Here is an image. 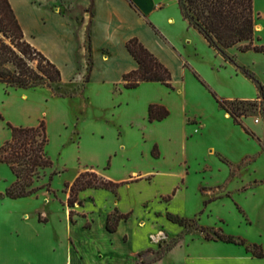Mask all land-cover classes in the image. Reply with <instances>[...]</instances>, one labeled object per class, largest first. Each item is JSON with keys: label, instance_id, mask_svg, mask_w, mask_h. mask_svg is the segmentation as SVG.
<instances>
[{"label": "crops", "instance_id": "crops-1", "mask_svg": "<svg viewBox=\"0 0 264 264\" xmlns=\"http://www.w3.org/2000/svg\"><path fill=\"white\" fill-rule=\"evenodd\" d=\"M9 3L24 39L60 69L67 94L58 95L50 87L0 84V114L18 127L45 121L47 153L64 184L93 169L122 185L117 193L83 190L82 205H63L61 237L3 235L4 264H137L138 253L158 249L162 241L180 234V244L154 264H166L179 248L189 263L264 264V257H254L245 246L206 240L201 231L235 236L223 227L225 216L218 213L234 204L248 224L252 211L264 221V175L258 169L264 136L247 119L236 123L214 98L212 91L229 101H259L245 95L250 83L236 66L183 18L178 0ZM133 38L171 71L173 89L156 82L125 88L124 76L139 67L127 49ZM226 52L234 58L254 51L233 47ZM223 70L232 84L240 83V94L219 92L212 79ZM15 101L18 117L7 111ZM151 105L164 106L170 115L150 121ZM257 119L259 126L262 121ZM11 135L3 129L0 145ZM64 194L67 202L69 193ZM115 211L129 218L110 232L108 217ZM170 215L196 222L201 232H187ZM247 239L264 248V229L259 240Z\"/></svg>", "mask_w": 264, "mask_h": 264}, {"label": "trees", "instance_id": "trees-1", "mask_svg": "<svg viewBox=\"0 0 264 264\" xmlns=\"http://www.w3.org/2000/svg\"><path fill=\"white\" fill-rule=\"evenodd\" d=\"M178 3L183 18L227 61L237 66L234 59L226 52L233 47H237L241 52L264 53V45L257 44L260 39L256 37L254 0H178ZM0 33L4 36L0 38V84L13 89H31L49 87L51 83L62 81L60 69L24 39L22 28L9 0H0ZM89 43L88 30V50H90ZM127 49L138 62L139 67L124 76L125 88L135 89L144 82H156L173 89L171 71L138 38L131 39L127 43ZM237 68L256 84L260 93L259 99L264 101V86L255 75L246 68L238 66ZM212 94L220 107L228 112L236 123L242 125L241 117L245 116V112L241 105L249 103L226 100L214 91ZM169 115V110L164 106L151 105L149 108V119L152 122L164 120ZM8 126L12 135L0 148V163L9 166L16 181L4 194H0V200L5 197L10 199L32 197L44 188L51 192L49 185L35 186L41 174L54 166L47 153L49 137L45 121L36 127H18L10 123ZM245 130L253 135L247 128ZM121 185L93 169L81 172L73 183L65 184L64 192L69 193L67 205L69 207H74L77 203L82 205L79 193L83 190L102 188L117 193ZM74 215L75 212L71 211L72 219ZM128 218V214L115 211L108 217L107 229L115 232L120 221ZM169 219L183 227L189 222L172 215ZM40 221L47 219L40 217ZM86 226L89 227V224ZM201 231L206 240H220L245 246L254 257H264V248L261 245L248 244L245 239L226 235L222 230L212 232L202 228ZM183 238L184 235L180 234L173 239L162 241L158 249H148L138 253L137 264H154L161 261L180 244Z\"/></svg>", "mask_w": 264, "mask_h": 264}, {"label": "rangeland", "instance_id": "rangeland-1", "mask_svg": "<svg viewBox=\"0 0 264 264\" xmlns=\"http://www.w3.org/2000/svg\"><path fill=\"white\" fill-rule=\"evenodd\" d=\"M254 9L256 12V28L261 27L260 30L256 31V37L260 39L257 41V44L264 45V0H254ZM0 38L4 36L0 33ZM8 42V40H7ZM256 53V54H255ZM264 53H245V56L236 55L233 59L236 62L238 67L246 68L250 70L256 77V79L264 86ZM259 55V56H258ZM34 67L36 64H32ZM236 66V65H235ZM236 69L238 73L243 75L249 83L248 91H245V95L249 98H259L260 93L256 84L246 77L240 70ZM227 70H223L219 75L213 77V82L217 86L220 93L227 96L238 95L240 94L239 87L241 86L239 82L232 84L227 78ZM61 82L51 83L50 88H53L54 92L58 95H64L65 87H63ZM234 87H233V86ZM246 86V84H245ZM67 94V93H65ZM249 104L241 105L244 109L245 116L241 117L242 122L244 119H247L248 123L251 126L257 128L258 131H262L264 136V101L248 102ZM19 102L15 103L7 110L11 112L13 117H18L19 114ZM259 118L262 123L257 126L255 121H258ZM10 130L8 122L0 114V142L2 136V130ZM11 131V130H10ZM55 133L52 132L53 146L56 145ZM5 143V142H4ZM2 143L1 146L4 144ZM258 169L260 174L264 175V156L258 160ZM54 170L47 169L41 174L39 181L35 183V186H46L49 185L51 192L47 191L46 188L40 190L35 196L21 199H10L3 198L0 200V241L2 236L5 234L12 235H36V234H48L54 235L56 237H61V229L59 225V219L62 218L61 209L62 206H66L67 202H64L65 194V178H59V173L53 175ZM70 176V174H69ZM16 177L9 168L8 165L0 163V194H4L14 182ZM220 214L225 216L226 224L223 226L226 230L232 233L235 236H241L244 239L250 238L254 240H259L262 230L264 229V221H259L256 218L255 213H250L252 224H248L247 218L244 217V213L240 207L234 204V207L231 205L226 208L219 209ZM46 216L49 218V223L47 221H40L46 219ZM40 223V225H38ZM43 223V224H41ZM186 230L192 234H198L200 229L196 222L192 223L189 221L186 225ZM213 232V231H212ZM248 240V239H247ZM156 240L154 239V242ZM0 243V247H1ZM182 250L179 248L173 256L167 261L166 264H196L192 262L185 261V256ZM5 261L2 258L0 253V264H4Z\"/></svg>", "mask_w": 264, "mask_h": 264}, {"label": "bare ground", "instance_id": "bare-ground-1", "mask_svg": "<svg viewBox=\"0 0 264 264\" xmlns=\"http://www.w3.org/2000/svg\"><path fill=\"white\" fill-rule=\"evenodd\" d=\"M257 30H260L261 28L260 27H258V28H256Z\"/></svg>", "mask_w": 264, "mask_h": 264}]
</instances>
